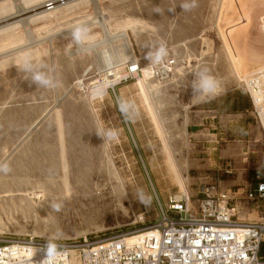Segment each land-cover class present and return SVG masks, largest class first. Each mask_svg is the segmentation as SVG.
<instances>
[{
    "label": "rangeland",
    "instance_id": "374dc122",
    "mask_svg": "<svg viewBox=\"0 0 264 264\" xmlns=\"http://www.w3.org/2000/svg\"><path fill=\"white\" fill-rule=\"evenodd\" d=\"M48 1L0 0V236L135 233L183 186L194 195L201 182L264 181V129L240 83L264 66V0H76L43 16ZM97 11L109 39L89 21ZM74 29L83 46L98 45L80 49ZM160 47L178 61L168 80L91 94L127 56ZM212 106L232 126L202 141L193 133Z\"/></svg>",
    "mask_w": 264,
    "mask_h": 264
},
{
    "label": "built area",
    "instance_id": "2783aa9c",
    "mask_svg": "<svg viewBox=\"0 0 264 264\" xmlns=\"http://www.w3.org/2000/svg\"><path fill=\"white\" fill-rule=\"evenodd\" d=\"M74 1L59 0L57 9ZM259 29L264 33V15L259 18ZM136 60L124 65L118 84L135 80L142 68L160 83L175 74L178 64L167 47ZM240 83L252 114L262 125L264 66L242 75ZM253 208L258 220L248 219ZM139 233H144L141 239L126 245V237ZM263 235L264 181L252 189H222L201 182L194 195L186 191L179 199H171L158 219L139 232L66 242L1 235L0 264H264L259 256Z\"/></svg>",
    "mask_w": 264,
    "mask_h": 264
},
{
    "label": "bare ground",
    "instance_id": "6f19581e",
    "mask_svg": "<svg viewBox=\"0 0 264 264\" xmlns=\"http://www.w3.org/2000/svg\"><path fill=\"white\" fill-rule=\"evenodd\" d=\"M49 1H51L52 3L51 4H53V7H49V8H47L45 5H44V7H42V8H44V10L45 11H41L40 13H42L43 14V16H47V15H50L51 13L49 12V11H51V12H54L56 9H57V7L59 6V0H49ZM48 1V2H49ZM55 3V4H54ZM39 9H41V8H39ZM36 10H38V9H36ZM100 10V9H99ZM38 13V12H37ZM34 15H36V14H34ZM104 16V14L103 13H101V12H99V11H97L96 12V15L94 16V18H93V20L91 19V20H89V21H92L91 23H96L100 28H101V30H102V34H104V37L107 39H109V38H111L110 36L112 35L111 34V29H110V27L107 25V21L105 20V17H103ZM79 24H81V25H88L89 24V22L88 21H86V22H84V21H82V22H80ZM78 25V24H77ZM72 27V26H71ZM75 29H77V28H75ZM74 29V31H72V33H73V35H74V38H75V41H76V44H77V46L80 48V49H83V48H87V49H90V48H93V47H96L98 44H96L95 42H91V38L88 40V46L86 47V46H83V40H84V37L83 38H81L79 35H76V30ZM27 33V32H26ZM63 34V32L61 33V35ZM64 34H65V32H64ZM116 37V36H115ZM118 37V36H117ZM119 37H124V35H119ZM61 38V37H60ZM112 38H114V37H112ZM93 39V38H92ZM46 41V40H45ZM48 41V40H47ZM50 42V41H49ZM48 42V43H49ZM99 42V41H98ZM108 42V41H107ZM51 43V42H50ZM85 43V42H84ZM111 44V43H110ZM125 49V48H124ZM83 51V50H82ZM126 52L124 51V54H125ZM125 56H127V55H125ZM131 56H127V61L125 62V61H123L124 62V64H123V66L126 64V63H128V62H131L132 60H134V61H137L136 60V58L135 59H133L132 57L130 58ZM126 58V57H125ZM129 59V60H128ZM114 63V62H113ZM112 63V64H113ZM113 67V66H112ZM108 72V71H107ZM123 72L124 71H122L121 73L119 72V71H117V70H110L109 71V73L105 76V77H103L102 79H100V81H98L99 82V86L98 87H96V89H94L93 90V92H91V94L92 93H94V92H96L95 94H98V95H104V94H106V90H107V87H109V86H115V85H117L119 82V80L122 78V74H123ZM150 80H152L153 81V79H152V76L150 75V73H149V71H148V69H146V68H142V73L140 74V75H138V76H136V78H135V81H137L138 83H139V85H141L140 87L141 88H143V82H145V81H150ZM80 82V81H79ZM79 82H77L78 84H80ZM116 82V83H115ZM115 83V84H114ZM159 83V82H158ZM93 95V94H92ZM261 122H263L262 123V127H263V129H264V117H261ZM182 185V184H181ZM183 186V185H182ZM182 188V194L183 193H185L186 192V189H184L185 187L183 186V187H181ZM177 199H179L178 197H177ZM143 234L144 233H139V234H134V235H132V236H129V237H126L125 238V242L127 243L126 245H131L132 243H135V242H137L139 239H141L142 237H143Z\"/></svg>",
    "mask_w": 264,
    "mask_h": 264
},
{
    "label": "crops",
    "instance_id": "0c3cea01",
    "mask_svg": "<svg viewBox=\"0 0 264 264\" xmlns=\"http://www.w3.org/2000/svg\"><path fill=\"white\" fill-rule=\"evenodd\" d=\"M150 54H148L147 57H149ZM147 57H145V58H147ZM247 111L248 110H244L245 113H247ZM199 114H201L200 117L202 119H206V120L205 121L201 120V122L198 123V126H201V127H199V129H197L195 131V133H193V134L197 135L199 137L203 136L205 138V140L202 139V141H212V138L216 135V134L211 132V128L215 127L214 125L219 124V126L222 127V129L223 128L228 129L229 127L232 126V124L230 125L228 123V121L230 120V118H228V117H231V115L220 113L217 110V106H212V107L207 108L206 110H202L201 112H199ZM240 117H241V115H240ZM241 124H242V126H244L243 124H245V122H240V125ZM236 126H238V125H236ZM262 241H263L262 244H264V240H262Z\"/></svg>",
    "mask_w": 264,
    "mask_h": 264
},
{
    "label": "trees",
    "instance_id": "16d2710c",
    "mask_svg": "<svg viewBox=\"0 0 264 264\" xmlns=\"http://www.w3.org/2000/svg\"><path fill=\"white\" fill-rule=\"evenodd\" d=\"M245 110H246V109H245ZM261 253H262V256L260 255ZM259 256H260L261 258H264V244H261V246H260Z\"/></svg>",
    "mask_w": 264,
    "mask_h": 264
},
{
    "label": "clouds",
    "instance_id": "9594fccd",
    "mask_svg": "<svg viewBox=\"0 0 264 264\" xmlns=\"http://www.w3.org/2000/svg\"><path fill=\"white\" fill-rule=\"evenodd\" d=\"M203 86V85H202Z\"/></svg>",
    "mask_w": 264,
    "mask_h": 264
}]
</instances>
